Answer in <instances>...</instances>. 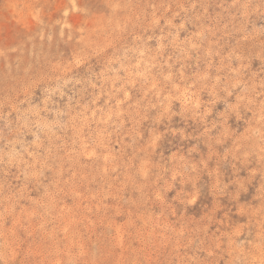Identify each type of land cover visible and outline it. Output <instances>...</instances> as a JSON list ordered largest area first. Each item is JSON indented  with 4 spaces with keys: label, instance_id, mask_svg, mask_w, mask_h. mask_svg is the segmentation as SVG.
<instances>
[{
    "label": "rangeland",
    "instance_id": "1",
    "mask_svg": "<svg viewBox=\"0 0 264 264\" xmlns=\"http://www.w3.org/2000/svg\"><path fill=\"white\" fill-rule=\"evenodd\" d=\"M0 264H264V0H0Z\"/></svg>",
    "mask_w": 264,
    "mask_h": 264
}]
</instances>
